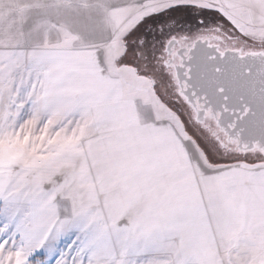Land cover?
I'll return each mask as SVG.
<instances>
[{
    "label": "snow or ice",
    "instance_id": "6c2138e0",
    "mask_svg": "<svg viewBox=\"0 0 264 264\" xmlns=\"http://www.w3.org/2000/svg\"><path fill=\"white\" fill-rule=\"evenodd\" d=\"M0 264H264V0H0Z\"/></svg>",
    "mask_w": 264,
    "mask_h": 264
}]
</instances>
